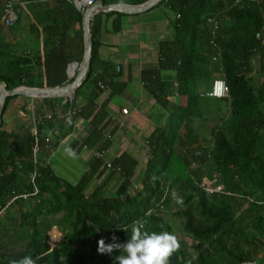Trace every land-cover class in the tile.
<instances>
[{"label": "trees", "instance_id": "trees-1", "mask_svg": "<svg viewBox=\"0 0 264 264\" xmlns=\"http://www.w3.org/2000/svg\"><path fill=\"white\" fill-rule=\"evenodd\" d=\"M102 1L141 5L148 0ZM162 5L175 19L172 37L158 43V67L140 73L160 110L145 138L144 164L127 151L108 154L126 125L113 119L109 104L132 87L133 76L100 59L101 13L91 23L88 74L72 99L34 98L32 107L28 96L7 99L0 125V211L5 209L0 217V264L25 256L37 264H118L115 257L123 250L99 252L102 238L106 244L113 236L115 242H125L137 220L150 232L174 233L169 215L181 221L190 239L179 241L170 264H264V47L256 39L258 32L264 36V0H162L150 10ZM68 7L80 22L83 12L73 3ZM106 15L115 16L113 30L120 32L123 14ZM214 17L220 24L215 36L208 21ZM57 57H47L45 65L62 63L66 69L70 61H83V53L64 62ZM33 67L31 59L18 55L0 37V84L9 90L62 87L74 80L66 74L38 75ZM218 77L229 86L227 98L210 95ZM174 89L185 96L183 102L170 100ZM106 91L109 96L99 104ZM18 98L28 119L21 131L5 129V114ZM208 121L214 125L206 130ZM75 126L77 137L68 146L89 157L84 172L70 180L50 162L40 161L38 153L52 154ZM52 134L59 135L55 143ZM194 138L199 145L193 151ZM48 140L50 150L45 148ZM55 227L63 234L51 248Z\"/></svg>", "mask_w": 264, "mask_h": 264}, {"label": "crops", "instance_id": "crops-1", "mask_svg": "<svg viewBox=\"0 0 264 264\" xmlns=\"http://www.w3.org/2000/svg\"><path fill=\"white\" fill-rule=\"evenodd\" d=\"M6 1L0 0V17L2 18ZM101 1L95 0V4L90 7H97ZM102 2L104 5H115ZM70 5L69 2L68 6ZM68 6L64 4L63 0H26L21 19L11 28V31H9L10 28L2 24V18L0 20V37L4 38L5 42L18 55H24L33 61V68L36 69L35 74H66L68 79H74L82 68L83 61L79 63L75 60L70 61L66 69L62 67L64 65L62 63L51 67L45 65V60L49 56L54 59L58 55L57 59H62V62H64L65 60L79 58L83 53L84 59L86 51L85 15L90 7L82 11V19L80 22H76L74 20L75 14ZM76 9L79 11L77 7ZM99 13H101L103 21L100 38L102 45L99 50L100 59L105 62H112L118 72L121 70L124 75L131 73L133 76L132 87L125 92L124 96L114 97L109 104L113 119L124 121L126 125L122 131L117 133L108 154L114 156L121 150L127 151L144 164L148 147L145 138L153 132L157 122L155 116L160 113V110L159 108V111L157 110L154 99L143 87L140 73L143 70L158 67V43L172 37L173 19L164 5L142 13L120 12L123 14L121 17V30L120 32H114L113 21L115 16L109 17L106 15L109 12L104 11H99L97 14ZM39 57L41 58L40 62L37 61ZM71 68H73L72 76L69 75ZM109 93V91H106L101 95L98 103L101 104L107 99ZM184 98L185 96L174 89L170 100L179 104L183 102ZM117 99L120 101H117ZM33 101L34 98H31L29 102L31 107ZM13 102L18 108L23 103L20 98L13 100ZM122 109H127L129 114L123 115L121 113ZM19 110L20 117H25L26 114L20 108ZM74 128V133L69 134L61 141L66 146L70 145L72 140L77 137L76 126ZM21 130H23V126L17 131ZM187 138L193 139L189 136ZM58 139L59 135L57 134L50 136L52 143L53 141L55 143ZM197 142L199 140L197 141L194 138L191 146L197 145ZM53 156L54 154L49 160ZM88 157V153H82V163H86Z\"/></svg>", "mask_w": 264, "mask_h": 264}, {"label": "clouds", "instance_id": "clouds-1", "mask_svg": "<svg viewBox=\"0 0 264 264\" xmlns=\"http://www.w3.org/2000/svg\"><path fill=\"white\" fill-rule=\"evenodd\" d=\"M66 151L74 155L69 147ZM176 196L177 203L183 204V199ZM131 236L123 243L115 242L118 238L113 236L112 243H105L102 238L99 241V252L112 253L113 249H122L123 254L115 257L118 264H170V257L180 247L177 236L168 231H148L142 220L134 221L130 225ZM13 264H37L36 259L25 256Z\"/></svg>", "mask_w": 264, "mask_h": 264}, {"label": "water", "instance_id": "water-1", "mask_svg": "<svg viewBox=\"0 0 264 264\" xmlns=\"http://www.w3.org/2000/svg\"><path fill=\"white\" fill-rule=\"evenodd\" d=\"M162 0H148L141 5L131 4H115V5H104L101 1L97 7H90L85 15V39H86V51L83 59L82 68L79 74L74 78V81L65 85L54 88H31V87H18L13 90H9L5 83L0 84V125L3 123V110L6 101L9 97L22 95L30 98H45V97H62L67 96L70 99L73 98L74 91L81 86L83 80L86 78L92 58V32L91 22L99 11L112 12L120 11L123 13H142L150 10ZM71 74V73H70ZM69 74V75H70Z\"/></svg>", "mask_w": 264, "mask_h": 264}, {"label": "rangeland", "instance_id": "rangeland-1", "mask_svg": "<svg viewBox=\"0 0 264 264\" xmlns=\"http://www.w3.org/2000/svg\"><path fill=\"white\" fill-rule=\"evenodd\" d=\"M169 14H170L172 19H175V16L172 12H169ZM117 101H120V100L117 99ZM14 102L12 101L10 103L9 109L7 110V112L5 114V119H4L5 125L4 126H5V129H8V130H11V129L19 130V129H21L23 124H25L26 120L28 119L27 118L25 120L26 117H23V116L20 117V115H19L20 110L18 107H16ZM212 126H213V121L208 122V124H206L204 129L207 127L206 130H208ZM198 145H199V143L197 145L193 146L192 150L194 151L195 148L198 147ZM66 149H67L66 144L61 143L60 147L57 150H55L52 154H50L49 156L46 154V152L44 150L39 151L38 159L42 162L43 161L50 162L51 164H53V166H54V168L58 174H60L61 176L66 177V178L71 180V179L78 177L79 175H81L84 172L86 164L82 163V161H81L82 155H78L75 152H74L75 153L74 155H70L66 151ZM53 154H54V156L49 160V158ZM10 211H11L12 215H15L17 210H16V208H12ZM169 219L172 222V225L174 226V234L177 236L178 241H187L190 243V239L182 232L181 221L172 215H169ZM62 234H63L62 230L59 229L58 227H55L54 231L51 232V235L49 237V243H50L51 247L56 246V244L61 239Z\"/></svg>", "mask_w": 264, "mask_h": 264}, {"label": "built area", "instance_id": "built-area-1", "mask_svg": "<svg viewBox=\"0 0 264 264\" xmlns=\"http://www.w3.org/2000/svg\"><path fill=\"white\" fill-rule=\"evenodd\" d=\"M66 1L75 4V6L81 11H84L87 7H90V6L95 4V0H66ZM238 2H240V1H237V3ZM25 3H26L25 0H7L5 2L4 15L2 18V24L5 27L11 28V27L16 25V23L20 20L22 14H23V11L25 9ZM208 21L211 24L212 34L215 36L216 31L219 29V26H220L219 21L215 17L209 18ZM256 39L264 47V36L261 32H258L256 34ZM229 93H230L229 86L226 83V81L224 80V78L218 77L213 81L212 90L210 93V95L212 97L217 98V99H224V98H227L229 96ZM122 114L128 115L129 111L127 109H122ZM71 119L72 118H69V122H71ZM122 123L123 122H121L120 125H122ZM34 134H36L35 129H34ZM45 148L48 150H50L52 148V144H51L50 140L46 141ZM38 151H39V146H38V144H36L34 147V155H36V153ZM94 155H95V157H99V158L101 157V154L98 152H95ZM108 167L111 168L112 165L108 164ZM204 185H205L206 189L208 190V192L211 193L213 191L212 188L210 187L211 184L207 180H205ZM217 190H220V188L216 189V191ZM36 193H38L37 189H35V191H34V194H36ZM27 197H28L27 194L24 195V198H27ZM15 200H16V198H13L12 202ZM4 210L5 209L0 211V217H1V214L3 213ZM244 264H261V263L256 262V261H249V262H246Z\"/></svg>", "mask_w": 264, "mask_h": 264}, {"label": "bare ground", "instance_id": "bare-ground-1", "mask_svg": "<svg viewBox=\"0 0 264 264\" xmlns=\"http://www.w3.org/2000/svg\"><path fill=\"white\" fill-rule=\"evenodd\" d=\"M75 78V77H74Z\"/></svg>", "mask_w": 264, "mask_h": 264}]
</instances>
